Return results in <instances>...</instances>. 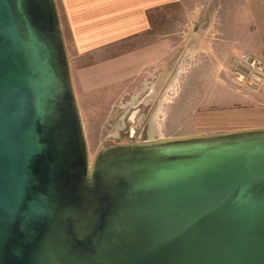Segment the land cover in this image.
Here are the masks:
<instances>
[{"label":"water","instance_id":"obj_1","mask_svg":"<svg viewBox=\"0 0 264 264\" xmlns=\"http://www.w3.org/2000/svg\"><path fill=\"white\" fill-rule=\"evenodd\" d=\"M0 264H264V127L89 156L55 0H0Z\"/></svg>","mask_w":264,"mask_h":264},{"label":"rangeland","instance_id":"obj_2","mask_svg":"<svg viewBox=\"0 0 264 264\" xmlns=\"http://www.w3.org/2000/svg\"><path fill=\"white\" fill-rule=\"evenodd\" d=\"M233 2L179 0L151 15L150 32L140 37L138 44L169 38L173 45L172 54H167L166 58L141 73H134L113 98L110 94L103 100H98L100 94H92L94 99L86 95L81 97L79 109L90 159L103 145L223 131L231 125L201 126L195 123L196 111L225 106L242 108L249 102H259L250 94L256 93L264 83L251 76L250 72L254 70L248 63L259 57L239 54L235 66L230 69V83L223 86L216 79L212 66H199L207 50L203 51L205 47L193 43L197 38L195 34L203 33L202 28L228 25V12ZM200 37L204 38L203 35ZM128 44L134 47L137 43ZM225 87L240 92V96ZM227 118L232 119L231 116L224 119ZM254 120L255 124H260L256 123L260 122L259 119Z\"/></svg>","mask_w":264,"mask_h":264},{"label":"crops","instance_id":"obj_3","mask_svg":"<svg viewBox=\"0 0 264 264\" xmlns=\"http://www.w3.org/2000/svg\"><path fill=\"white\" fill-rule=\"evenodd\" d=\"M55 1L79 108L84 95L94 99L92 94H100L98 100L108 99L110 95L113 98L134 73H141L172 54L169 38L143 44H138L137 40L150 32L151 15L179 0ZM196 14L198 17L199 12ZM227 21L228 25L223 27L202 28L203 33H196L197 38L193 40L206 48L203 51L207 50L199 66H212L216 79L223 86L230 83V69L235 66L239 54L264 59V0H234ZM202 35L204 38L200 37ZM132 42H136V46H128ZM235 93L240 96V92ZM250 97L259 102H249L242 108L198 109L195 123L231 125L225 130L264 127V85ZM226 116L232 119H224ZM254 119H259L256 123L260 124H255Z\"/></svg>","mask_w":264,"mask_h":264},{"label":"built area","instance_id":"obj_4","mask_svg":"<svg viewBox=\"0 0 264 264\" xmlns=\"http://www.w3.org/2000/svg\"><path fill=\"white\" fill-rule=\"evenodd\" d=\"M243 59L245 61L248 60V58L245 56L243 57ZM248 63L249 66H251V68L254 70L250 72L251 76H254L256 80H260L264 83V61L259 58H254L250 59Z\"/></svg>","mask_w":264,"mask_h":264}]
</instances>
